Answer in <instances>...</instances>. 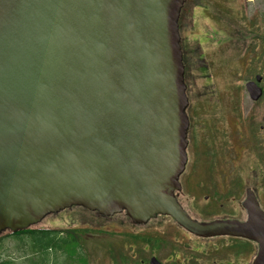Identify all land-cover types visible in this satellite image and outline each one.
<instances>
[{
  "label": "water",
  "instance_id": "95a60500",
  "mask_svg": "<svg viewBox=\"0 0 264 264\" xmlns=\"http://www.w3.org/2000/svg\"><path fill=\"white\" fill-rule=\"evenodd\" d=\"M185 1L0 0V233L74 205L242 230L196 222L174 194L187 160ZM253 237L264 264L263 221Z\"/></svg>",
  "mask_w": 264,
  "mask_h": 264
},
{
  "label": "flooded vegetation",
  "instance_id": "af4514ba",
  "mask_svg": "<svg viewBox=\"0 0 264 264\" xmlns=\"http://www.w3.org/2000/svg\"><path fill=\"white\" fill-rule=\"evenodd\" d=\"M232 16L212 21L214 38L219 33L221 39L211 51L201 54L195 43L188 60L181 51L187 160L174 194L196 222H237L242 230L200 234L168 215L137 223L124 211H94L96 217L85 221L68 213L62 227H29L62 237L64 262L94 264L91 255L99 248L108 264H256L253 236L264 222V19ZM120 213L127 219L120 233L96 223Z\"/></svg>",
  "mask_w": 264,
  "mask_h": 264
},
{
  "label": "rangeland",
  "instance_id": "374dc122",
  "mask_svg": "<svg viewBox=\"0 0 264 264\" xmlns=\"http://www.w3.org/2000/svg\"><path fill=\"white\" fill-rule=\"evenodd\" d=\"M182 11L181 28L179 26L180 46L181 51H187L185 59L188 60L193 54V44L197 43L200 53L204 54L211 51L209 45L212 42L221 39V34L219 33L217 35L218 38H214V32L211 31L214 27L212 21L215 23L220 21V17L224 13H228L230 18L233 19L232 15H237L239 19L244 21L248 20V16L264 19V0H186ZM68 213L83 219V221L96 217L94 211L81 206H72L69 210L66 208L57 213L45 215L36 225L62 227L65 221H70L68 218L71 216ZM104 220H96V223L101 222L100 228H106L117 233L127 230L123 223L127 219L123 213L115 214ZM24 250L23 248H18L15 241L11 238H5L0 244V260L10 259L13 261L12 264H27V259L31 257L35 263L42 264L39 258L40 254L30 255L29 252ZM93 251L91 256L94 264H108L106 260L108 258L102 255V249L97 248ZM64 260L65 257L59 252L52 256L49 255V260L45 264H68Z\"/></svg>",
  "mask_w": 264,
  "mask_h": 264
},
{
  "label": "trees",
  "instance_id": "16d2710c",
  "mask_svg": "<svg viewBox=\"0 0 264 264\" xmlns=\"http://www.w3.org/2000/svg\"><path fill=\"white\" fill-rule=\"evenodd\" d=\"M184 62V58H183ZM185 65V64H184ZM5 238H11L15 241L18 248L25 249L33 255L40 254L41 263H47L49 255L57 254L64 250L65 240L58 237L55 231L42 229H24L16 232H9V230L0 233V244ZM27 264H37L33 258L27 259ZM12 260H0V264H12Z\"/></svg>",
  "mask_w": 264,
  "mask_h": 264
}]
</instances>
